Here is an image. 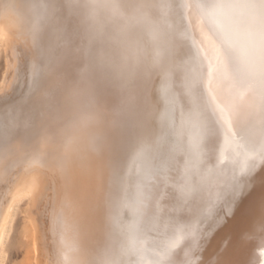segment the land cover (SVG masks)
Segmentation results:
<instances>
[{"label":"bare ground","instance_id":"1","mask_svg":"<svg viewBox=\"0 0 264 264\" xmlns=\"http://www.w3.org/2000/svg\"><path fill=\"white\" fill-rule=\"evenodd\" d=\"M151 2L157 7L146 10L148 21L139 27L150 44L149 53L156 65L157 75L153 76L151 84L159 103L156 119L161 136L176 130L177 137L167 142V147L177 159L184 156L183 163L163 161L159 165L160 178L171 185L182 206L191 205L199 192L205 194V199L186 213L163 210L153 200L152 185L158 181L147 174L138 158L141 151L138 148L130 152L124 163L119 195L104 205L103 214L93 213L92 209L102 205L105 193L82 179L78 168L73 169L74 183L69 189L54 165L41 158L43 166H33L39 152L44 151L42 141L37 140L29 154L15 147L0 149V264H4L9 227L21 202L23 218L30 226L26 264H173V261L199 264L201 259L206 260V264H218V261L219 264H264V231L255 227L264 217V171H257L253 187L240 199L231 218L218 223L216 217L226 211L213 206L219 181L239 175L250 161L222 132L215 146L213 163L193 168L188 161L189 144L184 137L190 141L195 136V122L186 116L182 118L171 102L173 37L192 47L195 59L186 57V67L194 69L205 83L208 74L213 73L214 87L225 100L231 98L230 79L223 65L218 63L213 36L221 22L199 7L175 8L172 0ZM42 4L43 0H0V53L3 54L0 128L30 120L32 105L28 98L33 91V65L40 66V62L47 63L49 57L62 55L64 38L77 31L78 18L64 8L60 0H56L53 11H46ZM181 12L184 23L183 28H178ZM33 26L39 27L35 36ZM228 26L239 55L259 54L258 20H254L248 10H232ZM73 39L81 43L78 37L73 36ZM68 64L75 72L82 61L69 58ZM254 85L258 87L255 82ZM245 100L250 110L257 108L258 96ZM160 146L158 136L142 148L150 159ZM261 151L264 148L257 145L258 168ZM149 210L153 214L155 230L152 232L144 223V215ZM122 217H126L123 224L119 222ZM176 241L179 243L172 247Z\"/></svg>","mask_w":264,"mask_h":264},{"label":"snow or ice","instance_id":"2","mask_svg":"<svg viewBox=\"0 0 264 264\" xmlns=\"http://www.w3.org/2000/svg\"><path fill=\"white\" fill-rule=\"evenodd\" d=\"M55 3L56 0H43L41 7L53 11ZM60 3L78 18L77 31L64 38L62 55L49 57L40 66L33 65V91L28 98L32 115L23 124L0 128V149L15 147L29 154L36 141H42L44 151L39 152L33 166L41 165V158L54 165L69 189L74 183L73 169L78 168L82 179L105 193L102 205L91 210L103 214L104 205L119 195L121 171L128 155L139 148L138 158L147 174L158 181L152 185L153 200L173 214L194 210L197 202L205 199L203 192L194 196L191 205L182 206L171 185L160 178L159 165L163 161L183 163L184 156L177 159L168 150L167 142L178 135L175 129L161 136L156 119L158 97L151 87L152 78L157 75L156 65L149 53L150 44L139 27L148 21L146 10H154L157 5L151 0H60ZM172 6L199 7L221 22L213 36L218 63L230 79V99L222 98L214 87L213 73L208 74L205 83L194 69L186 67V57L193 56L192 47L175 37L171 41L170 60L174 76L171 102L182 118L186 116L196 126V134L190 141L184 137L189 144L187 156L191 166L207 167L213 163L222 132L250 161L239 175L223 178L217 185L213 206L226 209L223 216L216 217L222 223L234 214L240 199L251 190L257 171H264V151L260 153L259 168L255 155L257 145L264 148V0L199 3L172 0ZM235 9H246L258 20V55L238 54L228 26L230 13ZM183 23L181 12L177 27L183 28ZM38 32L39 27L33 26V35ZM73 36L81 43H76ZM69 58L82 61L78 71H72ZM253 96H258L259 103L250 110L245 98ZM158 136L161 146L149 159L142 146L153 143ZM195 175L193 172L194 182ZM124 220L126 217L119 222L123 224ZM144 223L149 232L155 230L151 210L144 215ZM255 227L264 231V217ZM203 234L207 236V232ZM199 264H206V260L201 259Z\"/></svg>","mask_w":264,"mask_h":264},{"label":"rangeland","instance_id":"3","mask_svg":"<svg viewBox=\"0 0 264 264\" xmlns=\"http://www.w3.org/2000/svg\"><path fill=\"white\" fill-rule=\"evenodd\" d=\"M3 69V54L0 53V75ZM23 202L19 203L14 219L9 227V236L4 247V264H26L29 258L30 226L21 212ZM231 218L227 217V219Z\"/></svg>","mask_w":264,"mask_h":264}]
</instances>
